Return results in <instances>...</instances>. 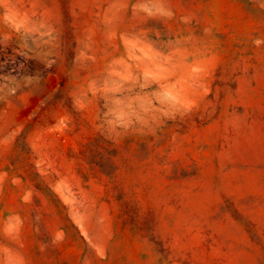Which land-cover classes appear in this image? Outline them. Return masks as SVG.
Returning <instances> with one entry per match:
<instances>
[{
    "label": "rangeland",
    "instance_id": "1",
    "mask_svg": "<svg viewBox=\"0 0 264 264\" xmlns=\"http://www.w3.org/2000/svg\"><path fill=\"white\" fill-rule=\"evenodd\" d=\"M0 264H264V0H0Z\"/></svg>",
    "mask_w": 264,
    "mask_h": 264
}]
</instances>
